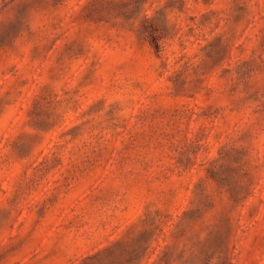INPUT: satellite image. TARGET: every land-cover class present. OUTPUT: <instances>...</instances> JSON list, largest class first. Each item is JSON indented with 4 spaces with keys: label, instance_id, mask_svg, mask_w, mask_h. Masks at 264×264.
<instances>
[{
    "label": "rangeland",
    "instance_id": "obj_1",
    "mask_svg": "<svg viewBox=\"0 0 264 264\" xmlns=\"http://www.w3.org/2000/svg\"><path fill=\"white\" fill-rule=\"evenodd\" d=\"M0 264H264V0H0Z\"/></svg>",
    "mask_w": 264,
    "mask_h": 264
}]
</instances>
